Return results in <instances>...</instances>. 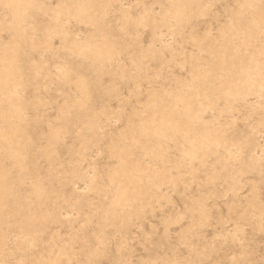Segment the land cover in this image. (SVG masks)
<instances>
[{
    "label": "rangeland",
    "instance_id": "rangeland-1",
    "mask_svg": "<svg viewBox=\"0 0 264 264\" xmlns=\"http://www.w3.org/2000/svg\"><path fill=\"white\" fill-rule=\"evenodd\" d=\"M30 1L19 31L0 0V61L12 58L16 74L0 85V264H264V87L249 77L264 71V25L242 44L264 0H184L180 17L171 0ZM81 3L88 12L77 13ZM102 38L107 59L77 48ZM203 70L200 84L192 75ZM243 82L249 91L227 94ZM151 104L188 134L134 142ZM202 130L218 140L188 154ZM124 149L139 166L126 184L137 197L117 203Z\"/></svg>",
    "mask_w": 264,
    "mask_h": 264
},
{
    "label": "bare ground",
    "instance_id": "bare-ground-1",
    "mask_svg": "<svg viewBox=\"0 0 264 264\" xmlns=\"http://www.w3.org/2000/svg\"><path fill=\"white\" fill-rule=\"evenodd\" d=\"M63 1V0H62ZM93 0H91V2H92ZM108 1H110V0H108ZM181 1H184V0H171V1H169V2H172V6H173V9H172V11H171V13L174 15V16H176V17H180L181 15H182V10L180 9V7H179V4H180V2ZM256 1H258V0H247V5L248 6H253L254 5V3L256 2ZM34 2V1H33ZM84 2H86L85 0H84ZM7 3L11 6V9H12V13H13V15L16 17V23H15V28H17V29H19V31H20V29H21V26H22V28H23V20H22V18H23V16L27 13V10H28V8L30 7V5H31V1L30 0H7ZM60 3H63V2H60ZM93 3V2H92ZM5 4V3H4ZM59 4V3H58ZM65 4V3H64ZM87 4V3H86ZM109 4V3H108ZM2 5H3V2H2ZM81 5H83V3H81ZM106 5V4H105ZM169 5V4H168ZM59 5H57V7H58ZM64 6V5H63ZM62 6V7H63ZM66 6V5H65ZM87 6V5H86ZM61 7V6H60ZM105 7H108L107 5L105 6ZM169 7V6H168ZM5 8V7H4ZM90 7H88V9H89ZM95 8V7H94ZM98 8V7H97ZM10 9V8H9ZM8 9V10H9ZM57 9V8H56ZM87 7L85 8V6L83 5V6H80V7H78L77 8V13H80V12H82V13H85L87 10ZM105 9V8H104ZM103 9V10H104ZM60 10V9H59ZM62 10V9H61ZM60 10V11H61ZM63 10H64V8H63ZM66 10V9H65ZM64 10V11H65ZM91 10V9H90ZM96 10V9H95ZM100 10V9H99ZM99 10H96L98 13H99ZM125 10V9H124ZM124 10H122V11H124ZM7 11V10H6ZM85 11V12H84ZM89 11V10H88ZM87 11V12H88ZM95 11V12H96ZM144 11V10H143ZM145 11H147V10H145ZM144 11V12H145ZM166 11V10H165ZM252 11V10H251ZM9 12V11H8ZM51 12V11H50ZM57 12V11H56ZM91 12H93V11H91ZM106 12V11H105ZM127 12V11H126ZM144 12L142 13V14H144ZM164 12V11H163ZM11 13V14H12ZM53 13V12H52ZM57 13H59V12H57ZM44 14H45V12H44ZM55 14V13H54ZM54 14H52V15H54ZM90 14V13H89ZM122 14H125V13H122ZM128 14V13H127ZM126 14V15H127ZM141 14V13H140ZM164 14V13H163ZM43 15V14H42ZM56 15H59V14H56ZM65 15V14H64ZM85 15V14H84ZM87 15V14H86ZM100 15V14H99ZM98 15V16H99ZM88 16V15H87ZM91 16V15H90ZM94 16V15H93ZM122 16V15H121ZM129 16V15H128ZM140 16V15H139ZM138 16V17H139ZM143 16V15H142ZM141 16V20L139 21V22H141V21H143V17ZM10 17H12V16H10ZM28 17H30V16H28ZM68 17V16H67ZM70 17V16H69ZM95 17H97V16H95ZM94 17V18H95ZM123 17V16H122ZM125 17V16H124ZM149 17V16H148ZM258 17V18H257ZM256 17V19H252L253 21L251 22V26L248 28V30H247V32H248V34L245 36L246 38L244 39V40H242V44H244V45H246L247 43H249L250 42V40H251V38H252V34L251 33H249L251 30H253L254 28L256 29L260 24H263L264 25V14L262 15V13L261 14H259L258 16ZM52 18H57V16L56 17H52ZM78 18V17H77ZM88 18V17H87ZM90 18V17H89ZM93 18V19H94ZM126 18H128L127 16H126ZM160 18V17H159ZM158 18V19H159ZM166 18V17H165ZM171 18H173V17H171ZM14 19V18H13ZM32 19V18H31ZM59 19V18H58ZM61 19V18H60ZM59 19V20H60ZM145 19H146V17H145ZM144 19V21H147V20H145ZM15 20V19H14ZM52 20V19H51ZM55 20H57V19H55ZM91 20V19H90ZM97 20V19H96ZM99 20V19H98ZM97 20V21H98ZM125 20V19H124ZM130 20H131V17H130ZM152 20H154V19H152ZM160 20V19H159ZM170 20H173V19H170ZM94 21V20H93ZM126 22V21H125ZM162 22V21H161ZM173 22H175L174 20H173ZM9 23H11V22H9ZM59 23V22H58ZM92 23V22H91ZM94 23V22H93ZM95 23H97V22H95ZM164 23H165V20H164ZM52 24H53V22H52ZM55 24H57V21H56V23ZM55 24H53L54 25V27H56L55 26ZM139 24V23H138ZM137 24V25H138ZM166 24V23H165ZM11 25V24H10ZM9 25V26H10ZM14 25V24H13ZM29 25V24H28ZM142 25V24H141ZM144 25V24H143ZM12 26V25H11ZM52 26V25H51ZM50 26V27H51ZM26 27V26H25ZM24 27V28H25ZM27 27H29V26H27ZM173 27H174V25H173ZM57 28V27H56ZM155 28V27H154ZM233 27H231L230 25H229V27L228 28H226V31H230L231 29H232ZM48 28H46V30H47ZM22 30V29H21ZM27 30V29H26ZM49 30V29H48ZM45 31V30H44ZM50 31H52L51 29H50ZM57 31V30H56ZM173 31V30H172ZM11 32H12V29H11ZM22 32H24V30L22 31ZM29 32V31H28ZM48 32V31H47ZM45 33V32H44ZM15 34V33H14ZM13 34V35H14ZM20 34V33H19ZM18 34V35H19ZM21 34H23V33H21ZM32 34V33H31ZM46 34V33H45ZM44 34V35H45ZM50 34V33H49ZM23 35H25V34H23ZM106 35V34H105ZM256 35V34H255ZM258 35V34H257ZM11 36V35H10ZM20 36V35H19ZM22 36V35H21ZM28 36V35H27ZM43 36V35H42ZM33 37V36H32ZM31 37V38H32ZM44 37V36H43ZM45 37H48V35L47 36H45ZM13 38V37H12ZM16 38V37H15ZM15 38H14V40H15ZM29 38V37H28ZM28 38H26V39H28ZM51 38V37H50ZM160 38V37H159ZM198 38V37H197ZM201 38V37H200ZM11 39V38H10ZM18 39V38H17ZM43 39V38H42ZM46 39V38H45ZM103 40L102 41H104V38H102ZM192 39V38H191ZM195 39V38H194ZM213 39V38H212ZM224 39V38H223ZM227 38H225V40H226ZM242 39V38H241ZM12 40V39H11ZM21 40L22 41H24L22 38H21ZM32 40V39H31ZM31 40H29V41H31ZM193 40V39H192ZM198 40H199V38H198ZM13 41V40H12ZM45 41V40H44ZM43 41V42H44ZM46 41H47V39H46ZM210 41V40H209ZM32 42V41H31ZM241 42V41H240ZM7 43V42H6ZM6 43H4V44H6ZM10 43V42H9ZM39 43V42H38ZM48 43V42H47ZM46 43V44H47ZM100 45L99 46H85V47H77V45L74 43L73 45H74V47L76 48H78V49H91V53L94 55V56H96V57H102V58H105V59H107L108 58V56H109V54H110V51H111V47L109 46V44L106 42V41H104V42H101L100 41ZM27 44H29V43H27ZM41 44V43H40ZM45 44V43H44ZM239 44V43H238ZM241 44V46L242 47H244L243 45ZM8 45V44H7ZM18 45V44H17ZM30 45V44H29ZM38 45V44H37ZM51 45V44H50ZM215 45V44H214ZM3 46V45H2ZM12 46H15V44H13V45H11V47ZM32 46V45H31ZM240 46V45H239ZM9 47V46H8ZM16 47H18V46H16ZM49 47V46H48ZM51 47V46H50ZM241 47V48H242ZM4 48V47H3ZM7 48V47H6ZM31 48V47H30ZM34 48H36V47H34ZM238 48V47H237ZM258 48V47H257ZM1 49V48H0ZM16 49V48H15ZM45 49V48H44ZM50 49V48H49ZM198 49V48H197ZM206 49V48H205ZM256 49V48H255ZM259 49V48H258ZM46 50H48V48L46 49ZM233 50H234V48H233ZM260 50V49H259ZM2 51V50H1ZM5 52V51H4ZM12 52V51H11ZM200 53V52H199ZM263 53V52H262ZM4 54V53H3ZM2 54V55H3ZM173 55V54H172ZM1 57V56H0ZM189 58V57H188ZM190 60V59H189ZM201 60V59H200ZM219 61H220V64L221 65H224V61L225 60H223V56L221 55L220 56V58H219ZM0 62H2V65H3V68H4V70H5V72H4V70H2L3 72L2 73H4V74H2V77H1V79H0V85H6L7 84V82H12V81H14V80H16V74H15V70H14V67H13V61H12V58H9L8 56H4L2 59H1V61ZM189 62V61H188ZM194 62V61H193ZM192 62V63H193ZM197 62V61H196ZM203 62V61H202ZM228 62V61H227ZM41 63V62H40ZM231 63V62H230ZM207 64V63H206ZM205 64V66H207ZM42 65V64H41ZM191 65V64H190ZM196 65V64H195ZM195 65H193L192 64V66H195ZM230 65V64H229ZM31 66V65H30ZM35 66V65H34ZM201 66V65H200ZM199 66V67H200ZM2 67V66H1ZM36 67V66H35ZM190 67V66H189ZM202 67V66H201ZM264 67V66H263ZM195 68V67H194ZM218 68V67H217ZM1 69V68H0ZM21 69V68H20ZM63 69H64V67H63ZM63 69H62V71H63ZM190 69V68H189ZM193 69V68H192ZM204 69V68H203ZM66 70V69H65ZM68 70V69H67ZM192 71V70H191ZM196 71V70H195ZM204 71V70H203ZM59 72V71H58ZM65 72V71H64ZM34 73H36V72H34ZM67 74H68V72H66ZM66 73H64V74H66ZM189 73H190V71H189ZM59 74H60V72H59ZM208 73L207 72H196L194 75H192V76H195V78L196 79H198L199 80V83L201 84L202 82L200 81V80H206L207 78H208ZM210 76H212V75H210ZM209 76V77H210ZM61 76H59V78H60ZM250 78H252V77H256L257 79H258V81H257V85H258V87L259 88H263L264 87V71H259L258 73L256 72V71H254L253 73H251L250 74V76H249ZM79 80V79H78ZM209 80V79H208ZM208 80H207V82H208ZM67 81V80H66ZM80 81V80H79ZM78 81V82H79ZM203 82H205V81H203ZM15 83V82H14ZM178 83V82H177ZM176 83V84H177ZM206 83V82H205ZM175 84V85H176ZM209 84V83H208ZM78 85V84H77ZM80 85L82 86L83 84L82 83H80ZM179 85H180V83H179ZM183 86V85H182ZM85 87H86V85H85ZM180 87V86H179ZM250 86L247 84V82H243V84L238 88L237 86H234L232 89H230V88H228V92H227V94H231L232 93V95L234 96V97H236V98H239L240 96H241V91H243V92H245L246 90L247 91H249V88ZM182 88V87H181ZM187 88V87H186ZM185 88V89H186ZM14 89V88H13ZM76 89V88H75ZM175 89V88H174ZM180 89V88H179ZM188 89V88H187ZM209 89V88H208ZM212 89H213V87H212ZM15 90H16V88H15ZM77 90V89H76ZM81 90V89H80ZM82 90H83V88H82ZM160 90V89H159ZM164 90V89H163ZM173 90V89H172ZM193 90H195V89H193ZM200 90V89H199ZM214 90V89H213ZM258 90V89H257ZM17 91V90H16ZM161 91V90H160ZM166 91V90H165ZM168 91V90H167ZM231 91V92H230ZM156 92H157V90H156ZM159 92V91H158ZM204 92H205V90H204ZM214 92V91H213ZM253 92V91H252ZM251 92V93H252ZM161 93V92H160ZM172 93V92H171ZM200 93H202V92H200ZM220 93H222V90H221V92ZM148 94V93H147ZM167 94V93H166ZM173 94V93H172ZM178 94V93H177ZM184 94V93H183ZM182 94V95H183ZM196 94V93H195ZM194 94V95H195ZM249 94V93H248ZM149 95V94H148ZM176 95V94H175ZM185 95V94H184ZM196 95H198V93L196 94ZM202 95H203V93H202ZM204 95L206 96L207 95V93L205 92L204 93ZM1 96V95H0ZM193 96V95H192ZM168 97V96H167ZM196 97V96H195ZM201 97V96H200ZM204 97V96H203ZM210 97V96H209ZM212 97H214L213 95H212ZM217 97V96H216ZM168 98H170V97H168ZM190 98V97H189ZM197 98V97H196ZM205 98V97H204ZM215 98V97H214ZM221 98V97H220ZM223 98V97H222ZM160 99V98H159ZM175 99H176V101L177 102H185V101H183L179 96H175ZM210 99V98H209ZM224 99V98H223ZM156 100V99H155ZM169 100H171V99H168V101ZM206 100V99H205ZM215 100H217L216 98H215ZM222 100V99H221ZM16 101V100H15ZM166 101V100H165ZM187 101H189V100H186V104H184V117L187 119V120H189L190 118H191V116H189V110H188V104H187ZM198 101H199V99H198ZM195 102L197 103V101L195 100ZM169 103V102H168ZM1 104V103H0ZM156 104V103H155ZM179 104H182V103H179ZM198 104V103H197ZM162 105V104H161ZM165 105H167V104H165ZM194 105V104H193ZM230 105V104H229ZM2 106V105H1ZM13 106V105H12ZM17 106V105H16ZM16 106H13L14 108H16ZM158 106H160V105H158ZM191 105H189V107H190ZM196 106V105H195ZM194 106V107H195ZM202 106V105H201ZM208 106V105H207ZM9 107V106H8ZM151 112L147 115V117H145L144 119L142 118L141 120H140V122H139V124L136 126V128L134 129V131H135V133H136V135H137V138L136 139H134V142H136V143H139L140 142V137L141 136H144L145 138H148V137H155L156 138V143H157V139H159V138H161V137H165L169 132H173V133H175V132H180V133H184L183 135H187L188 134V126H189V123H188V126H187V124L184 122V125L183 126H181L180 125V123H179V121H174V120H172V117H171V114H170V112H169V110L168 109H170V108H168V107H164V106H160V107H157L156 105H154V104H151ZM175 107V106H174ZM194 107H193V109H194ZM12 108V107H11ZM179 108V107H178ZM191 108V107H190ZM196 108H197V106H196ZM195 108V109H196ZM13 109V108H12ZM17 109H18V106H17ZM192 109V108H191ZM227 109V108H226ZM2 110V109H1ZM8 111V110H7ZM192 111V110H191ZM194 111V110H193ZM196 111H198V110H196ZM159 112V119L157 120L158 121V125L159 126H156V125H154V120H153V118H155L156 116H155V114L156 113H158ZM200 113H201V111H199ZM220 112V111H219ZM2 113H3V111H2ZM176 113V112H175ZM174 112H173V114H175ZM195 115H196V113H194ZM4 115V114H3ZM158 115V114H157ZM194 115V116H195ZM130 116V115H129ZM155 116V117H154ZM202 116V115H201ZM1 117V116H0ZM175 117V116H174ZM2 118H3V116H2ZM176 118V117H175ZM197 118V117H196ZM190 121V120H189ZM195 121H197V120H195ZM200 121H202V119L200 120ZM156 123V122H155ZM209 123V122H208ZM191 124V123H190ZM198 124V123H197ZM206 124H207V122H206ZM262 124V123H261ZM264 124V123H263ZM6 125V124H5ZM10 125V124H9ZM15 125H17V124H15ZM187 126V127H186ZM202 126H204V125H202ZM214 126V125H213ZM217 126V125H216ZM215 126V127H216ZM219 126V125H218ZM190 127V126H189ZM214 128V127H213ZM15 127H13L12 125H11V129L9 130L10 131V133H12V131H13V133H14V131H15ZM203 129V128H202ZM217 129V128H216ZM8 130V129H7ZM55 130V129H54ZM60 130V129H59ZM58 130V131H59ZM216 131V130H215ZM189 132H191V131H189ZM3 133H4V131H3ZM198 133V132H197ZM222 133V132H221ZM5 135H6V133H4ZM56 135L58 134V133H55ZM198 136L196 137V138H193V139H190V141H189V146H188V154H190V155H194L196 152H197V150L198 149H200V147H201V145H203V144H207V143H210V142H213V141H217L218 139L217 138H215L213 135H211V134H209L207 131H201L199 134H197ZM62 136V135H61ZM7 137V136H6ZM5 137V138H6ZM57 138H58V136H57ZM187 138V137H186ZM2 141H3V139H2ZM7 141V140H6ZM148 141V140H147ZM15 144V143H14ZM14 144H12V143H9L8 141H7V152H8V155L9 156H11L12 158H13V160H15L14 158H21L22 156H23V154H21V151H20V148L19 147H16V145H14ZM211 144V143H210ZM217 144V143H216ZM244 144V143H243ZM242 144V145H243ZM220 145V144H219ZM223 145V144H222ZM221 145V146H222ZM227 145V144H226ZM210 146H212V145H210ZM221 148V147H220ZM213 149V148H212ZM222 149V148H221ZM23 150V149H22ZM228 150H229V148H228ZM226 151V150H225ZM230 151V150H229ZM3 152V151H2ZM4 152H5V150H4ZM3 152V153H4ZM215 152V151H214ZM228 152V151H227ZM226 152V153H227ZM155 154V153H154ZM182 154H184V153H182ZM5 155V154H4ZM3 156V155H2ZM44 156V155H43ZM153 155H151V157H152ZM167 156V155H166ZM119 157L121 158V164H120V166L122 165V167L124 168L123 170H122V172H120V174H117V173H115L114 174V178H118V185H117V187H116V191H115V193H116V196H115V201L117 202V203H126V202H129V201H131V200H134V199H136V197H137V195H135V194H132V193H130L129 191H127V189H126V184L127 183H129L130 181H129V179H128V177H129V175L131 174V173H133V172H135V171H138L139 169V166H137L136 164H134V163H131L130 162V160H129V153H128V151H127V149H124V150H122L121 151V153H120V155H119ZM145 157H147V156H145ZM161 157V156H160ZM159 157V158H160ZM186 157V156H185ZM250 157V156H249ZM23 158H25V157H23ZM163 158V157H162ZM155 159V158H154ZM22 160V159H21ZM20 159H19V161H21ZM152 160V159H151ZM160 160V159H159ZM16 161V160H15ZM199 161V160H198ZM167 162V161H166ZM19 163V162H18ZM25 163V162H24ZM161 164V163H160ZM167 164V163H166ZM253 164V163H252ZM14 165V164H13ZM17 165V164H16ZM10 168V167H9ZM17 168V167H16ZM74 169V168H73ZM162 170V169H161ZM160 171V170H159ZM5 172V171H4ZM157 172V171H156ZM189 172V171H188ZM73 172H71V174H72ZM118 176V177H117ZM123 176L124 177H126L127 178V180H125V181H123ZM215 176V175H214ZM91 178H92V176H91ZM135 181H136V179H135ZM92 182V181H91ZM133 182V181H132ZM4 186H5V183H4V173H3V171H0V207H2L3 206V203H2V194H1V191L3 190V188H4ZM155 189V188H154ZM35 191H36V193L37 194H40L41 192H42V188L40 187V186H38V185H35ZM3 192V191H2ZM200 206V205H199ZM255 208V207H254ZM1 211V210H0ZM112 212V211H111ZM200 213V212H199ZM112 214V213H111ZM202 214V213H201ZM199 218H200V216H199ZM207 219V218H206ZM24 238V237H23ZM97 238V237H96ZM1 241H2V236L0 235V243H1ZM71 241V240H70ZM96 241V240H95ZM96 243H97V241H96ZM100 244V243H99ZM58 253V252H57ZM56 255V254H55ZM58 256V255H57ZM61 256V255H60ZM42 258V257H41ZM53 259H56V258H53ZM53 264V263H52Z\"/></svg>",
    "mask_w": 264,
    "mask_h": 264
}]
</instances>
